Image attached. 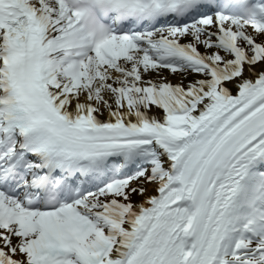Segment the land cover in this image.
<instances>
[{"label": "snow or ice", "instance_id": "1", "mask_svg": "<svg viewBox=\"0 0 264 264\" xmlns=\"http://www.w3.org/2000/svg\"><path fill=\"white\" fill-rule=\"evenodd\" d=\"M0 264H264V0H0Z\"/></svg>", "mask_w": 264, "mask_h": 264}, {"label": "bare ground", "instance_id": "2", "mask_svg": "<svg viewBox=\"0 0 264 264\" xmlns=\"http://www.w3.org/2000/svg\"><path fill=\"white\" fill-rule=\"evenodd\" d=\"M174 80L176 79V78H173ZM151 187V186H150Z\"/></svg>", "mask_w": 264, "mask_h": 264}]
</instances>
